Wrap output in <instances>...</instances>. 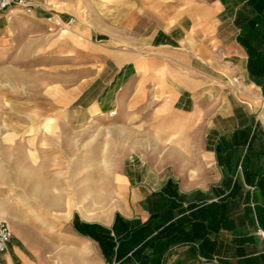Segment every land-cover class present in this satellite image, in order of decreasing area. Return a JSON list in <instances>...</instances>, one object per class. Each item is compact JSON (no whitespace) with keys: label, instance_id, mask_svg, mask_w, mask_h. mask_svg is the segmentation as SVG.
<instances>
[{"label":"crops","instance_id":"obj_1","mask_svg":"<svg viewBox=\"0 0 264 264\" xmlns=\"http://www.w3.org/2000/svg\"><path fill=\"white\" fill-rule=\"evenodd\" d=\"M30 1L31 15L0 14V58L23 46L81 60L85 76L55 82L61 105L136 115L151 126L137 137L157 142L114 179L117 208L103 219L39 189L0 264H264V0ZM107 180L87 173L71 201L106 202L95 187Z\"/></svg>","mask_w":264,"mask_h":264},{"label":"rangeland","instance_id":"obj_2","mask_svg":"<svg viewBox=\"0 0 264 264\" xmlns=\"http://www.w3.org/2000/svg\"><path fill=\"white\" fill-rule=\"evenodd\" d=\"M25 53L21 46L14 56L0 58V221L11 231L22 227L24 214L29 215L31 208L37 211L42 204L36 196L41 188L47 195L63 189L69 207L74 204L87 219H103L117 208L114 179L129 172L127 163L136 157L152 160L150 151L157 139L137 137L151 126L142 127L136 115L121 122L117 116L86 117L68 110L58 101L55 82L60 78L66 87L85 76L81 60L27 57ZM3 70L26 74L27 82L6 80ZM87 173L93 174L96 184L103 176L108 178V184L95 185L97 195L108 200L91 208L87 201L78 205L71 201L72 194L87 191L88 186L80 183Z\"/></svg>","mask_w":264,"mask_h":264},{"label":"built area","instance_id":"obj_3","mask_svg":"<svg viewBox=\"0 0 264 264\" xmlns=\"http://www.w3.org/2000/svg\"><path fill=\"white\" fill-rule=\"evenodd\" d=\"M34 11V4L30 0H0V14L7 19H11L17 14L31 15ZM47 21L53 23L56 27H61V21L54 15H49ZM72 20L68 22L70 24ZM238 79L233 78V83ZM113 115V114H111ZM256 236L264 244V229L257 228ZM13 237V233L4 221H0V253L7 251V246Z\"/></svg>","mask_w":264,"mask_h":264}]
</instances>
